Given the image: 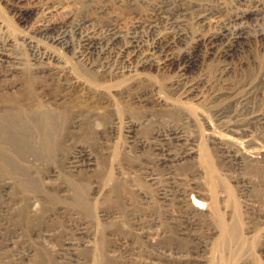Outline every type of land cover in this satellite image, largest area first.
I'll list each match as a JSON object with an SVG mask.
<instances>
[{"label": "rangeland", "instance_id": "obj_1", "mask_svg": "<svg viewBox=\"0 0 264 264\" xmlns=\"http://www.w3.org/2000/svg\"><path fill=\"white\" fill-rule=\"evenodd\" d=\"M32 1L27 4L34 5ZM74 2L84 13L93 14L91 0H70L71 5ZM108 2L123 26L144 12L136 1ZM225 2L227 7L233 3ZM210 5L217 6L214 1ZM262 21L255 28L263 26ZM26 28L0 0V32L21 42L28 33L27 36L32 35ZM43 39V46L60 52L65 61L75 64L73 55L62 53ZM245 57L235 71L222 79L214 66L203 72L200 100L171 96L164 74L155 75L153 81L138 79L112 91L113 107L102 103L105 97L88 91L74 95L71 100L81 106L78 109L95 111L98 117L88 137H82L80 131L67 132L66 147L52 166L70 191L51 195L43 218L21 220L20 193L10 187L13 190L5 195L0 181V264H264V157L258 162L230 161L210 136L216 131L238 139L245 149L252 148L244 142L249 138L264 145V127L254 119L256 113L264 111V94L258 92L264 87V61L254 52ZM250 79L259 87L245 86ZM37 83L41 85V80ZM154 83L174 97L176 108L140 99L142 94L153 92ZM57 85L52 81L54 95ZM135 96L136 104L132 101ZM239 97L245 100L239 102ZM39 98L51 105L52 100ZM87 99L92 104L87 105ZM234 123L249 126L252 137L234 133ZM131 125H135L134 131L129 133ZM168 128L180 129L188 138L182 146H173L175 154L195 150L192 157L175 165L174 177L183 187H195L194 194L212 202L211 210L215 203L218 211V218L211 215L197 219L189 230H184L188 231L185 236H180L181 230L186 217L195 213L193 207L181 206L174 197L170 202L163 201L158 193L160 180L151 183L150 179L153 173L166 179L152 141L155 132ZM138 141L146 144L139 147ZM78 144L87 146L96 159L92 167L96 171H90V176L80 181L83 205L74 202L76 196L70 184L75 179L62 162V157ZM45 187L54 194L46 184ZM44 202L38 203L36 210ZM83 227L87 232L80 235L78 229ZM222 227L230 231L223 233ZM68 238L78 241L73 260L60 255Z\"/></svg>", "mask_w": 264, "mask_h": 264}, {"label": "bare ground", "instance_id": "obj_2", "mask_svg": "<svg viewBox=\"0 0 264 264\" xmlns=\"http://www.w3.org/2000/svg\"><path fill=\"white\" fill-rule=\"evenodd\" d=\"M3 1L32 32L22 37L21 42L0 32V181L5 195L10 187L20 193L21 220H30L31 216L43 218L51 195L70 191L59 181L52 166L66 147L67 132L80 131L82 137H88L98 117L95 111L78 109L81 106L71 100L74 95L88 91L105 97L102 103L113 107L112 91L138 79L153 81L155 75L164 74L171 96L200 100L203 72L210 66L215 67L222 79L235 71L251 52L261 55L264 61V24L255 28L259 21L263 23L264 0H232L228 7L226 0H129L138 2L144 12L124 26L112 13L108 2L111 0H91L93 14L84 13L76 2L71 5L70 0H33L34 5L30 6L28 0ZM209 1L217 6L212 7ZM43 37L62 53L73 55L75 64L65 61L60 52L43 46L40 42ZM38 79L41 85L36 84ZM52 81L58 84L55 95ZM154 85L153 92L142 94L140 99L176 108L174 97L166 94L162 85ZM245 86L259 87L254 79ZM258 92L264 94V87ZM40 96L53 102L45 103ZM244 100L239 97V102ZM132 101L136 104V96ZM86 104L92 102L87 99ZM254 119L264 127V111L256 113ZM134 126H130L129 133ZM232 128L236 134L252 137L247 125L235 124ZM210 136L230 161L258 162L264 157V145L252 138L244 140L252 145L245 149L238 139L216 131L210 132ZM153 138L152 148L159 154L158 164L165 169L166 179L153 173L151 183L160 180L158 193L163 201L170 202L174 197L181 206H191L195 211L186 217L180 234L185 236L188 231L184 230H189L197 219L217 216L218 211L215 203L211 210L212 202L194 194L195 187H183L174 177L175 165L195 154L192 148L183 154L173 152L174 145L182 146L188 139L184 131L168 128L155 132ZM145 144L138 141L137 146ZM89 151L84 144H78L62 157L64 168L75 179H71L70 189L79 205H83L80 181L90 176L88 173L96 163ZM45 184L54 194H49ZM41 201L45 202L36 210ZM222 230L230 231L228 227ZM84 232L87 231L83 227L77 233ZM77 246V239L68 238L60 255L73 260Z\"/></svg>", "mask_w": 264, "mask_h": 264}]
</instances>
